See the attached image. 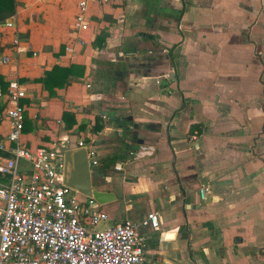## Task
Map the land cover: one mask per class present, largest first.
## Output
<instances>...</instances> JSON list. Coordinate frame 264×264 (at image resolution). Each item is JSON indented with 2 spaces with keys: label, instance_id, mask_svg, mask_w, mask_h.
Here are the masks:
<instances>
[{
  "label": "crops",
  "instance_id": "crops-1",
  "mask_svg": "<svg viewBox=\"0 0 264 264\" xmlns=\"http://www.w3.org/2000/svg\"><path fill=\"white\" fill-rule=\"evenodd\" d=\"M16 2L18 33L0 35V56L14 58L0 64V86L7 93L18 80L26 91L23 142L48 146L76 133L91 141L93 186L116 196L103 206L108 225L160 212L161 230L143 232L144 264H264V0L91 5V28L73 53L79 0ZM73 64L84 76L55 96L37 82ZM7 106L0 98V140Z\"/></svg>",
  "mask_w": 264,
  "mask_h": 264
},
{
  "label": "built area",
  "instance_id": "built-area-1",
  "mask_svg": "<svg viewBox=\"0 0 264 264\" xmlns=\"http://www.w3.org/2000/svg\"><path fill=\"white\" fill-rule=\"evenodd\" d=\"M111 1L79 0L67 53L85 44L81 34L91 28V5ZM15 18L0 23L1 36L11 30L18 33ZM13 42L19 57L25 49L17 36ZM13 59L11 54H2L0 64L9 65ZM2 97L7 99L5 117L10 131L0 140V264H144L148 239L143 232L161 230L160 212L98 229L101 223L110 222L103 206L64 184L66 151L86 148L90 164L97 166L93 144L83 139L73 142L67 135L48 146H28L22 139L29 110L20 103L26 97L25 89L18 80H11L7 93L0 86ZM152 153L150 147L141 148L115 169L124 171L125 163ZM200 193L206 199L208 188L203 186Z\"/></svg>",
  "mask_w": 264,
  "mask_h": 264
},
{
  "label": "water",
  "instance_id": "water-1",
  "mask_svg": "<svg viewBox=\"0 0 264 264\" xmlns=\"http://www.w3.org/2000/svg\"><path fill=\"white\" fill-rule=\"evenodd\" d=\"M93 164H90L86 148L70 149L65 153L64 184L83 195L93 197L100 205L105 206L116 200L111 192L94 188L92 181Z\"/></svg>",
  "mask_w": 264,
  "mask_h": 264
},
{
  "label": "trees",
  "instance_id": "trees-1",
  "mask_svg": "<svg viewBox=\"0 0 264 264\" xmlns=\"http://www.w3.org/2000/svg\"><path fill=\"white\" fill-rule=\"evenodd\" d=\"M17 2L16 0H0V23H4L9 18L16 15ZM86 67L83 65L73 64L69 67L55 65L51 70L46 71L43 78L37 80L42 84L44 89L51 96H55L56 89H64L70 85V80L74 77H83ZM63 119H66V128L72 129L76 125V119L69 112H64ZM98 129H101L98 127ZM29 128H25V132H29ZM112 164L116 163V159H111Z\"/></svg>",
  "mask_w": 264,
  "mask_h": 264
},
{
  "label": "rangeland",
  "instance_id": "rangeland-1",
  "mask_svg": "<svg viewBox=\"0 0 264 264\" xmlns=\"http://www.w3.org/2000/svg\"><path fill=\"white\" fill-rule=\"evenodd\" d=\"M72 136L75 137L76 140L77 139L85 140L87 144H89L91 142V141H88L87 139H85L84 137H82L79 133L73 134ZM72 141L74 142V140H72ZM93 172H94V176H96L95 180H97V178H99V173L97 172L96 167L93 168ZM108 226H109L108 223L107 224L101 223L100 225H98V229H106V228H108Z\"/></svg>",
  "mask_w": 264,
  "mask_h": 264
}]
</instances>
